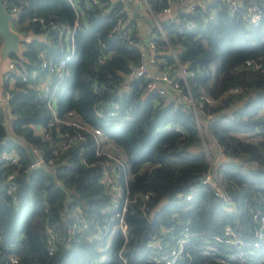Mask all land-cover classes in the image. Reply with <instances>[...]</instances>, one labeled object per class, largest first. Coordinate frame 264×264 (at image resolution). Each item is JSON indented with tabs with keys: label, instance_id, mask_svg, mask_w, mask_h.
<instances>
[{
	"label": "trees",
	"instance_id": "trees-1",
	"mask_svg": "<svg viewBox=\"0 0 264 264\" xmlns=\"http://www.w3.org/2000/svg\"><path fill=\"white\" fill-rule=\"evenodd\" d=\"M13 1L23 4L24 16L72 28L73 48L51 87L50 108L48 94L28 82L33 72L45 78L39 52L61 53L46 40L56 28L29 20L14 27L21 39L8 56L15 60L14 81L4 77L6 66L0 72V264H163L157 259L184 235L174 264H264V239L254 244L255 216L264 213V21L251 23L244 5L231 10L227 0H204L205 7L189 12L177 8L181 20L173 22L160 13L167 0H148L145 9L168 40L183 44L180 60L195 72L188 79L192 95L214 99L202 107L213 119L201 112L198 123L175 106L177 97L145 93L142 78L125 77L139 46L108 34L124 16L120 3L91 5L76 15L70 0ZM189 19L191 29L183 25ZM160 59L162 68L170 56ZM248 59L260 67L247 65ZM92 127L101 130V141ZM74 134L81 138L59 148ZM217 145L222 156L216 158ZM27 146L53 159L52 177L43 168H26ZM7 152L16 154L15 163L1 158ZM105 152L121 157L115 173L127 181L124 233L122 198L114 206L101 180L103 165L113 163ZM214 161L226 198L200 181ZM9 174L12 193L6 191ZM226 226L232 234L225 235Z\"/></svg>",
	"mask_w": 264,
	"mask_h": 264
},
{
	"label": "built area",
	"instance_id": "built-area-1",
	"mask_svg": "<svg viewBox=\"0 0 264 264\" xmlns=\"http://www.w3.org/2000/svg\"><path fill=\"white\" fill-rule=\"evenodd\" d=\"M114 0H82L80 2L77 0H70V3L74 9L75 14L82 12V10L88 9L91 5H96L98 7H106ZM144 8L149 9L148 0H139ZM229 4V8L234 10L238 5H244L245 12L244 17L248 19L251 23L257 24L259 22L264 21V0H227ZM5 9L11 15L9 25L14 29L17 24L20 22V25L25 24L28 20L33 22H38L42 27L48 26L49 28H56V32L53 37H48L46 40L48 43L53 46L59 45L60 52L59 55L56 56H45V54L41 51L38 53L39 56V66L40 69L45 73V78H41L37 76L35 72L30 75V79L35 78V80H31L28 82L29 86L36 87L43 94L47 95L45 102L48 107L52 106V93L51 87L56 79H59L63 76L64 67L66 62L69 60L72 52V28L67 26H56L54 21L51 18L45 19L42 16L31 15L29 17L24 16L22 12L23 4L20 2H16L13 0H4ZM197 6L205 7L204 0H167L166 6L161 10V14L168 17L170 21L177 22L180 21L181 18L177 15L175 10L177 8L182 9V11L189 12L195 9ZM124 14V16H117L113 24L110 26L108 34L110 36H117L122 39L125 44H137L139 46V59L135 62H129L127 66V71L125 73V77L127 79L140 77L143 79V90L145 93H153L156 94L163 99L167 100L168 98L177 97V101H175V106L178 108H182L183 110H187L191 112L196 120L199 123V113L202 112V107L205 103H214V99L209 96L199 95L193 96L189 87H188V79L194 75V70L190 67L187 61H181L179 57V53L183 49V44L179 41H175L171 43L168 40L167 35L165 34L162 25L158 22L157 18L154 15H151L154 23V30L150 28L146 33H141L136 25H133V34H129V30L127 27L130 25V13L127 9L122 8L120 10ZM77 15V14H76ZM76 25V21L74 20L73 26ZM187 29H191L194 26V22L192 19L186 20L183 24ZM16 31V30H15ZM158 36L163 39V42H157ZM1 43V40H0ZM164 54L170 56V61L165 62L162 68H159V62L161 61L160 57ZM103 59V57H99L98 61ZM14 61L10 59L6 63V70L4 77L7 78L8 83L11 84L14 81V78L9 74L10 72H15L16 68H14ZM247 65H253L254 67H260V63L254 62L250 59L246 60ZM22 80H26V76L24 74L20 77ZM27 81V80H26ZM1 103V101H0ZM203 113V112H202ZM204 118L213 119L214 114L210 112L203 113ZM75 127H78L79 124L77 122H72ZM36 130L39 131L38 128ZM92 131L93 136L97 140H102L101 130L97 127H92L90 129ZM81 136L78 134H74L69 136L65 143L59 144V148L63 149L68 145L70 141L80 139ZM29 150L36 154V157L30 161L26 168H43L46 171H50L53 166L52 158H43L35 148H30ZM105 154L113 159L112 164L105 163L102 167L101 171V180L107 187V191L111 195L112 204L117 206L118 201L122 198V204L120 209L118 210V225L124 233L125 224L122 218V212L124 211L125 199L127 195V181L125 178L121 179V181L117 180V173H115L116 166L121 164V157L114 156L109 152H105ZM222 154V148L220 145L216 147V158L220 157ZM1 158L4 161L9 163H15L17 161V156L13 152L3 153ZM213 162H211L209 172L203 176L200 181L202 183H209L214 189L215 193L223 196L224 198L227 195L224 192L222 184L220 182V174L217 170L216 166H212ZM11 174L6 176L5 182L6 191L8 193H12L14 191V184L10 182ZM189 198L190 196L187 195ZM144 208H146L144 206ZM257 220L258 226L254 230V234L256 236L255 245H258L264 239V213H259L255 216ZM225 235L232 234V230L229 226L225 227L224 231ZM187 235L175 238L169 247V252L167 254L161 255L157 261H163V264H174L177 258L184 250V243ZM50 241V239H49ZM229 243H237L239 240L237 239H227ZM158 244V243H156ZM160 245V244H159ZM52 250L51 246H48V253ZM231 258L235 256L233 254L230 255ZM103 257L100 258V260ZM263 259V258H262ZM12 262L15 261L13 257L10 258ZM124 264V263H123ZM140 264V263H136Z\"/></svg>",
	"mask_w": 264,
	"mask_h": 264
},
{
	"label": "water",
	"instance_id": "water-1",
	"mask_svg": "<svg viewBox=\"0 0 264 264\" xmlns=\"http://www.w3.org/2000/svg\"><path fill=\"white\" fill-rule=\"evenodd\" d=\"M3 1L0 0V62L7 60L10 53L17 52L21 43L20 35L9 25L11 15L6 11ZM27 150L30 159L33 160L36 154L29 150V146ZM48 173L52 177L51 171Z\"/></svg>",
	"mask_w": 264,
	"mask_h": 264
},
{
	"label": "crops",
	"instance_id": "crops-1",
	"mask_svg": "<svg viewBox=\"0 0 264 264\" xmlns=\"http://www.w3.org/2000/svg\"><path fill=\"white\" fill-rule=\"evenodd\" d=\"M114 2H118L120 3L121 9L125 8L129 11V13L132 14H136L134 15V24L136 25L137 29L141 32V33H146L150 27V21H147L146 19H143L140 14L141 13V4L139 0H114ZM137 8V9H135ZM138 12H137V11ZM8 59L4 61V65L1 67L2 62H0V72L4 69V67L6 66Z\"/></svg>",
	"mask_w": 264,
	"mask_h": 264
},
{
	"label": "rangeland",
	"instance_id": "rangeland-1",
	"mask_svg": "<svg viewBox=\"0 0 264 264\" xmlns=\"http://www.w3.org/2000/svg\"><path fill=\"white\" fill-rule=\"evenodd\" d=\"M140 10H141V13L142 14H140V16L143 18V19H146L147 21H150V22H152V17H151V15L148 13V11L141 5L140 6ZM20 46V45H19ZM4 61H5V59L3 60V62H2V65H1V67L4 65ZM0 67V68H1ZM222 156V155H221ZM212 166H216V161H214L213 162V165Z\"/></svg>",
	"mask_w": 264,
	"mask_h": 264
}]
</instances>
